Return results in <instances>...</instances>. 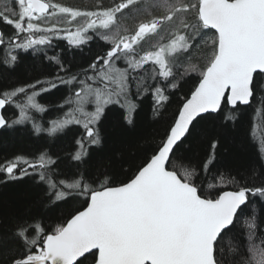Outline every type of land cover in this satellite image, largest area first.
Masks as SVG:
<instances>
[{
  "label": "snow or ice",
  "instance_id": "snow-or-ice-1",
  "mask_svg": "<svg viewBox=\"0 0 264 264\" xmlns=\"http://www.w3.org/2000/svg\"><path fill=\"white\" fill-rule=\"evenodd\" d=\"M16 3L20 10L18 19L10 18L14 10L8 3L0 9V22L12 25L15 30L7 40L0 32V45L14 44L15 48L27 52L36 45L54 47L53 37L64 38L60 35L62 30L55 25L44 29L34 22L48 14L50 7L54 12L68 14L73 21L80 16H102L103 27L107 29L115 22L116 14L132 5L134 0H125L102 12H80L44 0H16ZM190 10L203 29L215 30L212 57L201 72L198 86L190 97L182 99L178 116L164 140L151 149L152 154H145L139 163L123 157L110 162V168L119 167L120 171L124 170L125 163L130 164L125 181L117 183L114 176L109 179V171L89 181L79 168L67 179H60L61 174L51 168L57 160L46 149L35 160L17 155L0 162L4 183L25 176L36 177L35 183L42 188L39 203L46 209L75 198H82L86 204L84 210H77L65 225L56 226L46 235H42L38 218L13 220L11 227H5L4 234L0 235V249H4L0 264H233L226 258L221 242L236 227L244 209L252 204L250 197H264V185L249 187L248 180L238 181L231 177L228 182L235 184L236 190L213 193V185L205 186L201 174L207 175L214 165L215 151L220 143L214 137L208 141L211 151L199 172L195 167L189 170L186 166L180 172L179 166H184L185 162L184 158L177 157L176 151L198 134V125L204 119L202 114L218 112L222 106L230 105L233 111L225 114L224 119L233 121L236 107L249 105L254 99L264 110V0H195L172 8L163 20H171L176 13ZM160 22L141 23L133 35H113L105 53L98 55L86 68L74 71L62 61L59 53L46 55L45 59L56 66L54 74L0 89V128L21 125L32 119L29 108L43 113L67 106V111L49 121L50 127L33 121L32 130L36 135L44 132L51 137L65 133L72 125L81 126L82 134L74 141L77 150L69 159L82 166L90 158L88 149L103 146L99 126L109 105L126 109L124 119L129 125L133 123L137 105L129 92V78L135 84L138 99L152 89L154 107L168 99L164 95L166 89L175 90L179 86L166 66L164 48L145 51L143 55L134 48L147 33L155 31ZM95 23V19H90L86 27L69 32V46L79 48L90 40L86 33ZM189 27L184 25L185 29ZM35 32L43 34L34 37ZM21 33L27 35L22 38ZM21 39L23 42L16 43ZM117 62L126 66L117 67ZM150 62L160 66L161 76L172 77L164 88L159 83L145 85L138 75L137 70L144 69ZM18 63L14 55L5 66L15 70ZM60 87L68 89L61 101L47 105L39 102V97ZM21 94L27 104L15 102ZM86 104L93 110L86 111ZM6 105H14L19 110V118L10 123L3 114ZM53 174L56 180L52 179ZM256 175L253 170L252 176ZM219 178L221 181L227 179L223 173H219ZM252 208L255 210L254 204ZM255 228L254 215L248 223L252 257L241 256L234 264H253V260L264 264V248L251 242ZM29 229L34 233L31 237ZM9 241H19L23 253L13 254L14 250L7 247ZM38 243L43 247L33 252ZM231 251L238 255L235 248Z\"/></svg>",
  "mask_w": 264,
  "mask_h": 264
},
{
  "label": "trees",
  "instance_id": "trees-1",
  "mask_svg": "<svg viewBox=\"0 0 264 264\" xmlns=\"http://www.w3.org/2000/svg\"><path fill=\"white\" fill-rule=\"evenodd\" d=\"M47 1L50 4L71 7L80 12H102L115 7L117 3L125 2V0ZM189 2H195V0H134L132 5L116 14L115 22L107 29L102 23H95V26L86 33L91 39L79 48L75 45L69 46L68 35H61L64 38L53 37L54 47L36 45L27 52L15 48L14 44L0 45V89H5L16 83L31 82L33 78L41 75L54 74L56 66L45 59L46 55L54 56L59 53L62 61L71 65L74 71L86 68L98 55L102 56L105 53L113 35L117 33L120 36L133 35L141 23L161 21L155 31L147 33L137 45H134V48L139 55H143L145 51L156 52L164 48L166 66L171 69L179 83L175 90L166 89L164 95L168 99L161 104H155L154 107L152 89H148L142 98L138 99L135 95V84L129 78V92L137 105L132 116L133 123L129 125L124 119L126 109L115 104L109 105L99 126L103 146L100 148L93 146L88 149L90 158L82 166L69 159L70 154L77 150L74 141L82 134L81 126L72 125L65 133L51 137L44 132L36 135L32 130L33 121L44 127H50L49 121L63 111H67V106L64 109H52L43 113L34 109L32 119L26 120L21 125L2 128L0 130V162L17 155L35 160L46 149L48 154L57 160L56 165H51V168L61 174L60 179H67L68 175L75 173L79 168L89 181L92 178H100L105 171H109V179L114 176L117 183L125 181L130 164L125 163L124 170L120 171L119 167L110 168V162L113 158L123 157L124 160L139 163L145 154H152L151 149L164 140L170 125L178 116L182 99L189 97L194 91L199 83L201 72L206 69L212 57V39L215 36V30L203 29L191 10L187 13H176L171 20H163L165 15L170 14L172 8H180ZM4 3H8L14 10L10 18L18 19L20 10L16 0H2L0 9H3ZM52 10L50 7L48 14L37 21L41 28L65 25L68 28L67 31L75 32L78 28L86 27L90 19L98 20L97 17L80 16L73 21L68 14L58 11L50 15ZM100 18L103 17L100 16ZM185 24L190 27L185 29ZM0 25L7 40L13 35L14 27L3 22H0ZM20 36L23 38L26 34L21 33ZM105 37L108 39L106 40ZM20 42H23L22 39L16 41V43ZM14 55L18 57L19 63L15 70H10L5 66V62L10 61V57ZM125 66L123 62H117V67ZM161 71L158 64L150 62L144 66V69L137 70V73L143 78L145 85L159 83V86L164 88L172 77L161 76ZM153 75L155 79H152ZM67 93V87H60L51 94L39 97L38 100L46 105L55 104ZM24 100L27 101L23 94L15 98L16 103H22ZM86 109L93 110L91 106ZM232 111V106L229 105L227 108L222 106L221 111L203 114L204 119L198 125V134L180 145L178 151L174 150L177 157L184 158L185 165L179 166L180 172L185 170V166L189 170L195 167L199 172L200 166L211 151L208 141L213 137L219 140L214 165L210 166L207 175L201 174V180L205 182V186L213 185V193L216 190H236V185L228 182L231 177H235L238 181L248 180L249 187L264 185V110L260 109L258 101L254 99L249 105H238L235 110L236 119L226 121L224 115ZM4 114L10 121L19 118V110L14 105H7ZM253 170L257 173L255 177L252 176ZM219 173H223L227 179L221 181ZM4 179L5 177L0 174V235L4 234L5 227H11V222L19 218L30 221L38 218L39 226L43 229L42 235L49 234L56 226L65 225L77 210L86 206L82 198H75L67 203H59L58 206L49 210L39 203L42 188L35 183L36 177L25 176L22 179L9 180L7 183L3 182ZM52 179L56 180L57 176L53 174ZM101 182L107 181L101 180ZM250 200L252 204L244 209L236 227L221 242L226 258L233 264L241 256L245 259L252 257L249 251L248 223L254 215L256 228L251 242L264 248V197H250ZM253 204L255 210L252 208ZM28 235L30 237L34 235L31 229ZM7 247L14 250L13 254L18 256L24 251L19 241H9ZM41 247L43 245L38 243L33 247V252H38ZM233 248L238 255L233 254L231 251ZM3 251L4 249H0V259L3 258ZM253 264H257V261L253 260Z\"/></svg>",
  "mask_w": 264,
  "mask_h": 264
},
{
  "label": "rangeland",
  "instance_id": "rangeland-1",
  "mask_svg": "<svg viewBox=\"0 0 264 264\" xmlns=\"http://www.w3.org/2000/svg\"><path fill=\"white\" fill-rule=\"evenodd\" d=\"M50 13H51V14H50ZM50 13H49L50 15H54V14H55V12H54L53 10H52ZM52 17H53V18H54V17L56 18V16H52ZM97 19H98V20L96 21L97 24L102 23L103 18H100V16H99V17H97ZM37 21H38V20H35L34 22L37 23ZM26 23H27V20H25V26H26ZM102 25H103V24H102ZM56 28L62 30L61 33H60V35H68V33L71 32V31H64V30H67V29H68L67 26H65V25H59V26L56 27ZM44 29H46V28H44ZM25 34H26V33H25ZM42 34H43V33H41V32H35V33H33L34 37H39V36L42 35ZM26 35H27V34H26ZM113 87H115V85H113ZM22 103H23V104H27L28 102L24 100ZM89 107H90V105H88V104H86V105L84 106V108H85L86 111H87L86 108H89ZM30 110H32V108H29V109H28V114H29V116L31 115Z\"/></svg>",
  "mask_w": 264,
  "mask_h": 264
},
{
  "label": "water",
  "instance_id": "water-1",
  "mask_svg": "<svg viewBox=\"0 0 264 264\" xmlns=\"http://www.w3.org/2000/svg\"><path fill=\"white\" fill-rule=\"evenodd\" d=\"M44 2H47L46 0H44ZM48 3V2H47ZM0 32H3V30H2V27H1V25H0ZM198 86V85H197ZM190 97V96H189ZM5 110V109H4ZM4 110H3V114H4ZM203 115V114H202ZM4 116H5V114H4ZM5 119L7 120V118H6V116H5ZM2 128H0V130H1ZM179 174V173H178ZM233 190H235V189H225L224 191H233ZM86 207V206H85ZM81 210H84V208L83 209H81ZM71 219V218H70ZM50 234V233H49ZM48 264H51V262H48Z\"/></svg>",
  "mask_w": 264,
  "mask_h": 264
},
{
  "label": "flooded vegetation",
  "instance_id": "flooded-vegetation-1",
  "mask_svg": "<svg viewBox=\"0 0 264 264\" xmlns=\"http://www.w3.org/2000/svg\"><path fill=\"white\" fill-rule=\"evenodd\" d=\"M6 106H7V105H6ZM5 108H6V107H5ZM33 110H34V109L30 110V112H31L30 117L33 116V113L35 112V110H34V112H33ZM6 118H7V117H6ZM7 120H8V118H7ZM8 121H9V123L11 122L10 120H8Z\"/></svg>",
  "mask_w": 264,
  "mask_h": 264
}]
</instances>
